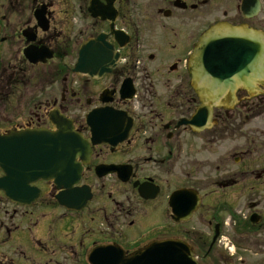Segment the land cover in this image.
Listing matches in <instances>:
<instances>
[{"label": "flooded vegetation", "instance_id": "1", "mask_svg": "<svg viewBox=\"0 0 264 264\" xmlns=\"http://www.w3.org/2000/svg\"><path fill=\"white\" fill-rule=\"evenodd\" d=\"M217 23L264 33V0H0V98L20 119L0 134L68 120L81 167L70 192L0 190V264H264V85L192 121L188 59Z\"/></svg>", "mask_w": 264, "mask_h": 264}, {"label": "water", "instance_id": "2", "mask_svg": "<svg viewBox=\"0 0 264 264\" xmlns=\"http://www.w3.org/2000/svg\"><path fill=\"white\" fill-rule=\"evenodd\" d=\"M80 56L82 62L85 50ZM189 70L194 85L211 105L216 104L220 95L233 94L238 85L245 88L255 86L264 80V35L246 26H213L196 44L189 60ZM203 111L196 115V120H202ZM52 122L59 128L57 133L11 131L0 136V167L5 172L0 178V189L7 193L21 190L44 177L56 178L58 186L69 192L78 182L81 167L72 151L73 143L79 144L80 140H75L68 120L52 118ZM143 254V258L150 255V250ZM138 264L197 263L189 251V256L175 257L170 263L142 261Z\"/></svg>", "mask_w": 264, "mask_h": 264}, {"label": "rangeland", "instance_id": "3", "mask_svg": "<svg viewBox=\"0 0 264 264\" xmlns=\"http://www.w3.org/2000/svg\"><path fill=\"white\" fill-rule=\"evenodd\" d=\"M3 89V88H2ZM6 90H7V88H6ZM15 94V93H14ZM15 97V96H14ZM18 98H15V102H16V100H17ZM6 99L5 100H2L1 98H0V126H4L5 125V119L7 118L8 120H13V122L14 123H17V122H19L20 121V119H19V117L17 116V114L18 113H16L15 115H14V117H10L9 116V107L8 106H6ZM261 125L259 124V123H256L255 125H254V127L255 128H258V127H260ZM261 130V129H260ZM255 133L257 132V130H255L254 131ZM224 151H225V149H223V153H224Z\"/></svg>", "mask_w": 264, "mask_h": 264}]
</instances>
